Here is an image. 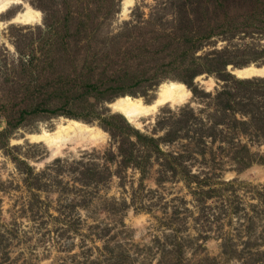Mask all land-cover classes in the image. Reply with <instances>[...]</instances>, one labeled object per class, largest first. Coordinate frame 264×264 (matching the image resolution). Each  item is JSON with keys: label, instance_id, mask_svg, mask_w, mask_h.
<instances>
[{"label": "rangeland", "instance_id": "rangeland-1", "mask_svg": "<svg viewBox=\"0 0 264 264\" xmlns=\"http://www.w3.org/2000/svg\"><path fill=\"white\" fill-rule=\"evenodd\" d=\"M22 1L41 19L12 21L22 4L0 16V64L12 69L10 79L24 77L14 101L0 90L5 107H29L38 80H67L86 56L96 64L91 82L126 56L135 70L140 59L151 68L141 82L106 81L71 106L75 120L103 132L94 144L67 145L50 158L27 134L73 117L46 112L0 135V264H264V78L227 70L264 64V0L213 1L201 24V9L184 0H134L126 14L124 0ZM49 5L52 20L62 21L61 11L82 15L81 33L74 36L77 21L46 31L41 7ZM178 18L186 24L182 49L163 48ZM49 42L64 43V53L52 54ZM192 65V82L180 80ZM167 81L185 84L190 99L161 106L142 127L109 105L124 94L150 101ZM60 94L52 93L51 108L64 106ZM6 128L0 108V132Z\"/></svg>", "mask_w": 264, "mask_h": 264}, {"label": "trees", "instance_id": "trees-1", "mask_svg": "<svg viewBox=\"0 0 264 264\" xmlns=\"http://www.w3.org/2000/svg\"><path fill=\"white\" fill-rule=\"evenodd\" d=\"M184 1H187L186 3L188 5L193 6L194 10H197V8L201 9L200 15H199V13H197L198 16H197L196 23H198V22H200V20L203 21L204 18L208 17V14L210 13L208 6H210V4H212L213 1L216 4L218 3L221 5V3L224 0H184ZM186 3L183 2V4H186ZM203 4H205L206 6H204ZM178 8H181V5L178 6ZM41 9L43 12V18H42L43 26H44V29L46 31L52 32L60 24H62L63 27H67V31H68V29L71 30V27H68L69 26L68 24H71V23L73 24V22L77 21V23L75 25H72L74 36H77L81 33V26L84 22L82 15L73 17V16H71L70 12H62L61 11L62 21H58L56 19L52 20V15L54 12L50 10L51 9L50 5L48 7L42 6ZM190 9H191V7H190ZM79 23L81 24L80 26H79ZM177 24L179 25V27L172 33L173 37L169 38L170 40L165 44V46L163 48H165L166 46H168L170 48L174 46L175 48H177V50L182 49L177 44L180 42L179 40H177V38L180 36L179 33H183V31L186 27V24H185V22H183V20L181 18H178ZM198 24H201V23H198ZM190 30L191 29H189V32H188L190 34L189 38H191V34H192L191 32H193L192 30L191 31ZM210 33H211L210 31L207 33H204L200 39L206 38ZM60 37L61 38L59 40L54 41V42H56V43L63 42L64 37L62 35H60ZM186 38H188V37H186ZM66 41H67V38H66ZM63 44H61L60 46L55 48L51 45V42H49L48 43V45H50L49 51L52 54H53V52H58V53L63 52L62 49L65 47V46L63 47ZM142 48H143V46L139 47V49H142ZM187 48H188L187 46L185 48L183 47V49H186V50H187ZM54 49H57V50L54 51ZM106 51H108L107 48L104 52H106ZM127 52L130 53V51H127ZM150 53L152 54L151 57L155 58L154 53H158V51H157V49H155V51L153 53L150 51L148 54V57L150 56ZM55 54H57V53H55ZM92 54H94V52ZM106 54H109V53L106 52ZM96 55H97V53L94 54V56H96ZM146 57H147V55H146ZM91 58H92L91 60H88V56H86V57H84V64L83 65H80L79 67L78 66H72L71 70H70V75L66 76L68 78L67 80H64L61 77H59L55 81V84H50L49 82H44L43 78L38 80L35 83V85L36 86L38 85L39 87H37L34 90V94L28 95L31 98V99H28L31 102L29 107L14 109V108H10V107H5L4 104L0 103V108H3V110H4V116L6 118V125H7V128L4 129V131L0 132V135L1 134L4 135L7 132V129L9 130L10 128L15 127L20 122H22L24 119H26L29 115L37 114L39 112H46V113L51 114V115L63 114V115L69 116V117H73V119L78 118L79 116H78L77 112L73 111L72 110L73 108L71 106L75 105V104H78L80 106L81 103H82L81 106H83L85 103V96L87 94H90L91 92L101 91L100 87L105 86L106 81H109V80L121 82L124 79H132V80L134 79L138 82H141V80L143 81L146 79V77H145V75L147 74L146 69L151 68L148 65V63H146V61L140 59L138 61L137 65H139V63L141 61V63L144 64V66L142 65L140 70H135L133 67H131L130 63H126L129 60L128 56H126L124 59H119L118 66L116 63V62H118V60L115 62L117 67L114 68L110 72L109 76L100 75L93 82H91V80L93 78L92 77L93 71H94L95 65H96V64H93L95 62L93 60L94 58L92 56H91ZM111 61L112 60H110L109 62H111ZM149 61L152 63L154 62L150 59H149ZM112 62L114 63V61H112ZM98 65H97V67H98ZM104 67H105V65H103V69H104ZM152 68L157 69L158 66L152 67ZM159 68H160V66H159ZM0 69H2L0 71V73H1L0 74V90L2 92L1 97H4L3 99H6V100L12 99L14 101L16 98L15 94L17 92L19 93V88L21 87V84L24 83V77L22 79L19 78L16 80L10 79L9 75L12 72V69H11V72H9L10 68L8 69L7 65L4 62L2 64H0ZM131 69L134 70L135 72L132 71ZM185 70H186L185 77H184V79L180 78V80H183L187 83H190V82H192L193 78L198 73V71L196 70V65H192L191 67H188ZM156 74L157 73L154 72V74L151 76V78H149V79L147 78V79L148 80H155V81H153L155 83L156 81H158ZM35 80H36V78L33 79V82ZM178 82H180V81H178ZM54 88H55V90H53ZM54 91L61 92V94L57 95V96L59 99H63V101H61V103L64 106H61L58 109H57V107H53V108L50 107V99H52V93ZM99 94H101V93H99ZM125 95H129V94H124L121 96H125ZM25 96L26 95L24 94L22 99L23 98L25 99ZM118 97H120V96H118ZM76 120H78V119H76ZM130 135H131V133L128 136L130 137ZM137 136L140 138H145L144 136H142L140 134Z\"/></svg>", "mask_w": 264, "mask_h": 264}, {"label": "bare ground", "instance_id": "bare-ground-1", "mask_svg": "<svg viewBox=\"0 0 264 264\" xmlns=\"http://www.w3.org/2000/svg\"><path fill=\"white\" fill-rule=\"evenodd\" d=\"M133 1L124 0V14L127 13V9L133 4ZM17 4H22L23 9L13 16L12 21L22 24L40 21V11L32 8L22 0H0V16ZM229 68L231 69L230 73L240 79L264 78V64H249L232 68L229 66ZM198 79L202 80V76H199ZM203 83H206L208 89L213 84V79L210 78ZM190 97L191 92L185 84L167 81L159 86L156 96L150 101L140 97L125 95L117 97L109 105L115 112L122 114L127 119V122L136 127H142L143 119L154 116L161 106L176 107L186 103ZM26 138L31 142L45 145L50 152L49 157L51 158L60 154L67 145L76 147L78 145L94 144L102 140L104 134L96 126L75 119H63L57 123L53 130L43 129L37 133L27 134Z\"/></svg>", "mask_w": 264, "mask_h": 264}, {"label": "water", "instance_id": "water-1", "mask_svg": "<svg viewBox=\"0 0 264 264\" xmlns=\"http://www.w3.org/2000/svg\"><path fill=\"white\" fill-rule=\"evenodd\" d=\"M227 70L230 72L229 67H227Z\"/></svg>", "mask_w": 264, "mask_h": 264}]
</instances>
